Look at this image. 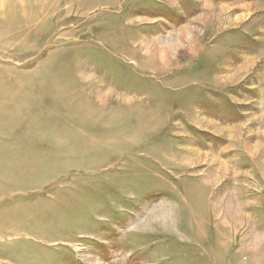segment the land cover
<instances>
[{"label":"rangeland","instance_id":"1","mask_svg":"<svg viewBox=\"0 0 264 264\" xmlns=\"http://www.w3.org/2000/svg\"><path fill=\"white\" fill-rule=\"evenodd\" d=\"M0 264H264V0H0Z\"/></svg>","mask_w":264,"mask_h":264}]
</instances>
